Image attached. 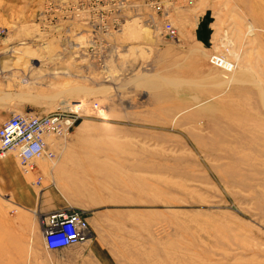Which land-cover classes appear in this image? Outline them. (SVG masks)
<instances>
[{
    "label": "rangeland",
    "instance_id": "obj_1",
    "mask_svg": "<svg viewBox=\"0 0 264 264\" xmlns=\"http://www.w3.org/2000/svg\"><path fill=\"white\" fill-rule=\"evenodd\" d=\"M153 2L0 0V124L97 104L56 143H74L63 153L91 178H23L19 194L0 178V264H264V0ZM68 209L88 218L86 243L48 252L22 236Z\"/></svg>",
    "mask_w": 264,
    "mask_h": 264
},
{
    "label": "built area",
    "instance_id": "obj_2",
    "mask_svg": "<svg viewBox=\"0 0 264 264\" xmlns=\"http://www.w3.org/2000/svg\"><path fill=\"white\" fill-rule=\"evenodd\" d=\"M165 5L155 2V12L164 11V7L173 8L188 0H163ZM158 5V6H157ZM167 19V14H165ZM115 25V20H112ZM162 33L167 38L175 37V29L166 20ZM209 66L227 74L235 69L224 55L212 53L207 56ZM97 109L96 103L69 102L59 105L48 114L31 111L13 112L0 124V158L12 153L22 174H31L36 170V162L52 163L55 158L53 144L64 141L74 126L90 112ZM42 178H33L31 185L38 187ZM88 225L83 214L75 209L56 211L48 214L41 227V244L48 252H57L86 243Z\"/></svg>",
    "mask_w": 264,
    "mask_h": 264
},
{
    "label": "crops",
    "instance_id": "obj_3",
    "mask_svg": "<svg viewBox=\"0 0 264 264\" xmlns=\"http://www.w3.org/2000/svg\"><path fill=\"white\" fill-rule=\"evenodd\" d=\"M176 36V35H175ZM213 32L211 27V22L208 19H198L197 23L194 24L193 31L191 33L192 41L201 48H206L212 40ZM82 129L77 126L73 132L70 134L72 137L78 136ZM55 142L53 144V150L55 154H59L58 159L54 164L50 165L48 162H36V170L31 174H22L17 165L15 164V157L12 153L6 154L4 157L0 158V178H18V182L12 187L13 193H22L17 186L23 178H91V164H86L84 161L67 158L65 157L63 151L75 150V144L67 142L62 149H59ZM61 148V147H60ZM99 148L97 147L96 150ZM62 151V152H61ZM17 197V195H15ZM54 207L57 203L54 201ZM56 211V210H55ZM83 216H86L83 211H80ZM88 219V218H86ZM23 237L34 235L36 237L40 236L41 239V226L32 227H22L19 228ZM88 238L91 237V231L88 227L87 230Z\"/></svg>",
    "mask_w": 264,
    "mask_h": 264
},
{
    "label": "bare ground",
    "instance_id": "obj_4",
    "mask_svg": "<svg viewBox=\"0 0 264 264\" xmlns=\"http://www.w3.org/2000/svg\"><path fill=\"white\" fill-rule=\"evenodd\" d=\"M235 66V65H234ZM235 69H236V67H235ZM235 69L232 71V72H230V73H227L226 75H229V74H233V72L235 71ZM224 74V73H223ZM1 95H3V94H1ZM7 96H9V95H7ZM7 96H6V98H7ZM4 97V96H3ZM10 98V97H9ZM13 98V97H12ZM12 98H10L11 100H12ZM14 99V98H13ZM20 100H23V101H27V102H31V101H34V100H36L37 98H34L33 96H31V99H28V98H24V97H20L19 98ZM1 101V100H0ZM67 103H69V102H62L61 104L62 105H67ZM73 103V102H72ZM88 237V236H87ZM87 242V241H86Z\"/></svg>",
    "mask_w": 264,
    "mask_h": 264
}]
</instances>
